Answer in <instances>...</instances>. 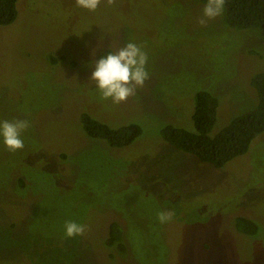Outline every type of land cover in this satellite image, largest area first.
Listing matches in <instances>:
<instances>
[{
	"label": "rangeland",
	"instance_id": "1",
	"mask_svg": "<svg viewBox=\"0 0 264 264\" xmlns=\"http://www.w3.org/2000/svg\"><path fill=\"white\" fill-rule=\"evenodd\" d=\"M204 5L101 0L92 12L76 0L17 2L16 20L0 26V121L31 127L21 150L0 138V264H264V134L222 169L160 134L166 125L193 130L201 90L219 101L211 135L256 103L259 36L222 15L199 24ZM128 42L147 53L149 79L117 105L90 77L96 60ZM82 113L114 129L137 124L142 134L111 148L85 134ZM161 211H172L171 221L161 224ZM237 216L257 232L239 233ZM66 221L85 233L66 237ZM114 221L123 254L104 244Z\"/></svg>",
	"mask_w": 264,
	"mask_h": 264
},
{
	"label": "trees",
	"instance_id": "2",
	"mask_svg": "<svg viewBox=\"0 0 264 264\" xmlns=\"http://www.w3.org/2000/svg\"><path fill=\"white\" fill-rule=\"evenodd\" d=\"M18 1L0 0V26L11 25L16 20ZM199 1L206 3V0ZM222 19L232 29L256 32L259 48H263L264 53V0H226ZM255 54L258 55L257 52ZM250 86L255 90L256 103L234 116L215 135L211 132L217 121L219 101L217 95L201 90L194 97L193 130L166 125L160 131L161 138L176 150L193 156L199 163L222 169L245 155L253 140L264 134V70L251 76ZM79 119L88 137L103 140L111 148H125L142 134L140 126L134 123L114 129L87 113H82ZM233 222L239 233L254 235L257 232L258 227L252 219L237 216ZM124 233L119 223L111 222L104 244L108 248L115 247L121 254L125 253Z\"/></svg>",
	"mask_w": 264,
	"mask_h": 264
},
{
	"label": "clouds",
	"instance_id": "3",
	"mask_svg": "<svg viewBox=\"0 0 264 264\" xmlns=\"http://www.w3.org/2000/svg\"><path fill=\"white\" fill-rule=\"evenodd\" d=\"M111 6L115 0H106ZM226 0H206L199 18V24L206 25L209 20H213L222 15L225 10ZM101 0H76V5L88 11H96ZM148 55L141 45L128 42L115 51H109L106 55L96 60L93 64L94 70L90 80L95 81L102 100H111L113 104L125 102L129 97L135 96L138 89L144 87V83L149 79L146 65ZM31 127L26 119H16L13 121H0V138L10 152H15L24 148L22 134ZM174 213L172 211H161L157 219L161 224L171 221ZM65 235L72 238L83 235L87 226L78 224L75 221H66Z\"/></svg>",
	"mask_w": 264,
	"mask_h": 264
}]
</instances>
